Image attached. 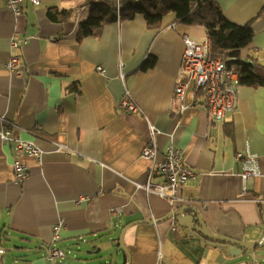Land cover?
Returning a JSON list of instances; mask_svg holds the SVG:
<instances>
[{
  "label": "crops",
  "instance_id": "1",
  "mask_svg": "<svg viewBox=\"0 0 264 264\" xmlns=\"http://www.w3.org/2000/svg\"><path fill=\"white\" fill-rule=\"evenodd\" d=\"M216 1L229 21L250 23L255 31L241 58L264 65V0ZM19 7L17 17L8 0H0V231L8 239L4 246L27 251L3 257L0 251V264H16L13 254L29 264H53L46 257L49 249L73 245L101 248L104 258L98 264H264V244L254 249L260 262L251 263L245 250L231 254L227 243L179 224L180 216L147 222L188 206L196 210L186 212L194 216V227L201 217L225 237H263L264 86L240 85L237 107L214 121L204 92L188 83L187 107L181 111L174 91L179 80L187 81L183 36L204 40L203 26L176 23L175 13H169L161 30H151L137 15L79 39L81 23L89 17L83 0H41L39 5L21 0ZM61 11H70L67 20L60 19ZM13 38L25 42L12 50ZM12 53L22 59L21 76L7 69ZM146 60L154 65L144 70ZM126 91L141 112L127 113L120 106ZM149 122L157 130L156 160L141 155L150 141ZM6 129L33 141L42 161L4 141ZM170 145L196 172L173 202L144 188L149 170ZM247 150L258 155L261 174L251 178L244 193L236 154ZM15 159L28 168L21 183L14 179ZM59 221L60 240L54 243ZM124 230L126 249L119 244Z\"/></svg>",
  "mask_w": 264,
  "mask_h": 264
},
{
  "label": "built area",
  "instance_id": "2",
  "mask_svg": "<svg viewBox=\"0 0 264 264\" xmlns=\"http://www.w3.org/2000/svg\"><path fill=\"white\" fill-rule=\"evenodd\" d=\"M21 0H8V6L13 11L15 16L19 17L22 12L19 7ZM32 5H39L41 0H29ZM185 44L183 54L182 72L186 74L187 81L179 80L175 88V98L180 103V109H186L185 104V89L188 83H193L196 89H201L205 92L206 104L210 117L214 121H221L225 118L227 112L234 110L237 107L238 88L240 86L239 72L235 68H228L226 62L223 60L222 54H214L210 38L204 40H196L188 35L183 36ZM13 38L11 41V49H19L21 43ZM7 69L17 75L21 76L24 72L22 59L19 54L12 53ZM98 71H104L99 66ZM120 106L124 108L127 113L141 112L140 107L132 99L128 91L123 96ZM9 123V122H8ZM13 125V123H9ZM150 127V141L143 148L141 155L148 160H156L159 149L156 144L157 130L153 123L149 122ZM1 137L4 141H14L18 152L37 158L39 162L42 161V151L36 146L33 141L23 140L21 137L12 136L10 129L5 130ZM236 159L242 164L241 179L243 182L242 190L247 193L250 189V180L261 174L259 157L255 153L247 150L245 152H238ZM15 171V181L18 183L24 182L28 176V168L20 159H15L13 162ZM196 176L195 170L187 165L184 161L183 154L180 149L174 145L167 147L163 153V159L157 161L156 164L149 170L148 181L144 185L147 193H154L171 202L179 199L181 196V188L184 183ZM159 181H155V178ZM113 214H118V210L112 211ZM63 225L59 221L54 226V243L60 240V231ZM264 241V235L260 242ZM47 259L53 264L56 260L66 257L65 251L57 247H52L48 250Z\"/></svg>",
  "mask_w": 264,
  "mask_h": 264
},
{
  "label": "trees",
  "instance_id": "3",
  "mask_svg": "<svg viewBox=\"0 0 264 264\" xmlns=\"http://www.w3.org/2000/svg\"><path fill=\"white\" fill-rule=\"evenodd\" d=\"M89 7L87 21L81 23L78 38L90 31L100 32L101 28L113 22L133 19L137 15L145 18L148 29L161 30L163 18L175 13V22L187 26H203L211 41L212 52L222 54L228 68L239 72L240 85L264 86V65L257 60L246 62L241 51L247 48L255 36L250 23L240 25L229 21L216 0H83ZM57 10H53L55 13ZM60 19L67 20L70 11ZM52 15V14H51ZM153 60H146L141 68L148 69ZM73 90L79 92V87ZM198 91H203L199 89ZM205 95V92H204ZM228 132L232 134V128Z\"/></svg>",
  "mask_w": 264,
  "mask_h": 264
},
{
  "label": "water",
  "instance_id": "4",
  "mask_svg": "<svg viewBox=\"0 0 264 264\" xmlns=\"http://www.w3.org/2000/svg\"><path fill=\"white\" fill-rule=\"evenodd\" d=\"M192 207H182L180 209H176L175 211H173L172 213H170L169 215H167L166 217H164L163 219L157 220V221H147V222H161L164 220H168L171 218H174L175 216H180L179 217V224L183 225V226H188L190 230H193L194 228L196 230L199 231V233H201L202 235L210 238L211 240H215L218 243L223 242V243H227L228 247H229V251L231 254H240L243 253V251L246 248H256L258 245L260 244H264V241L260 242V240L257 241H240L237 239H233L230 237H225L223 235H219L216 233H213L208 227L207 225L204 223V221L202 220L201 217L198 218L199 220V224L197 226H193V222H194V216L193 215H187L186 212L188 209H190ZM195 212L196 210L194 208H192ZM124 230L121 233L120 236V240H119V244L123 249H126L124 246V234H125ZM4 241H8L7 236L3 234L2 231H0V251H1V257L4 256L5 252H22V251H27L26 248L24 247H6L4 246L3 242ZM95 247L92 248V250H87L88 254H94V253H98L101 248H97L96 250H93ZM23 261V256L21 255H14L13 254V262H16V264H29L28 262H22Z\"/></svg>",
  "mask_w": 264,
  "mask_h": 264
},
{
  "label": "rangeland",
  "instance_id": "5",
  "mask_svg": "<svg viewBox=\"0 0 264 264\" xmlns=\"http://www.w3.org/2000/svg\"><path fill=\"white\" fill-rule=\"evenodd\" d=\"M112 247L115 249L119 246L113 244ZM254 249L255 248H246L244 252L248 261H250L251 263L256 262L258 259H259V262L261 260L260 258H258V255L254 253ZM63 250H65L66 257L63 259H58V260L65 261V262L71 259V261L75 262L76 264H81L84 258L85 264H98L97 260L104 258L103 256H100L99 253L88 254L87 250H85V247L82 245H73L71 247V250L68 247H64Z\"/></svg>",
  "mask_w": 264,
  "mask_h": 264
}]
</instances>
